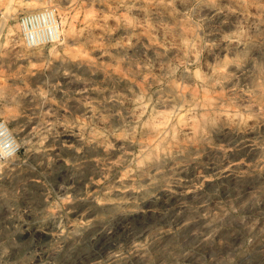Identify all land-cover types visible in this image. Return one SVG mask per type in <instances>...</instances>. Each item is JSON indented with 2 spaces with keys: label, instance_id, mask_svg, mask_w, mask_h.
Listing matches in <instances>:
<instances>
[{
  "label": "clouds",
  "instance_id": "9594fccd",
  "mask_svg": "<svg viewBox=\"0 0 264 264\" xmlns=\"http://www.w3.org/2000/svg\"><path fill=\"white\" fill-rule=\"evenodd\" d=\"M62 2L56 5L61 38L46 53L7 34L0 40V121L20 125L30 137H21L23 142L44 157L41 164L46 160L51 168L62 160L72 170L69 180L82 185L76 196L67 191L52 199L50 189L42 196L35 230L52 239L43 251L21 256V264H62L73 237L98 220L108 222L97 230L112 235L117 221L127 224L140 215L149 189L162 183V190L176 194L184 183L179 173L200 161L204 149L217 147L222 136L258 151L251 171L240 175L264 172V0H229L227 12L238 19L217 33L219 39H210L208 29L212 17L225 11L219 0ZM178 2L190 6L180 9ZM204 8L213 10L212 17ZM198 179L182 194L199 193L213 177L200 171ZM19 195L18 190L0 197L8 201L9 219L29 212ZM237 195L259 208L264 184ZM75 204L81 206L79 218L69 219L68 206ZM162 247L157 259L147 240L129 251L121 245L92 264H124L136 254L151 264L177 259L179 253ZM14 252L3 248L0 262L15 264Z\"/></svg>",
  "mask_w": 264,
  "mask_h": 264
},
{
  "label": "rangeland",
  "instance_id": "374dc122",
  "mask_svg": "<svg viewBox=\"0 0 264 264\" xmlns=\"http://www.w3.org/2000/svg\"><path fill=\"white\" fill-rule=\"evenodd\" d=\"M57 4L60 7L64 6L62 0H0V40L7 34L12 42L16 40L29 50L46 53L61 38V18ZM228 4L229 0H219V6L225 11L223 15L219 13L214 17H212L213 10L203 9V14L212 17L208 24L209 31L213 33L210 39H219L217 33L227 30L231 23L238 19L227 12ZM176 6L184 9L190 5H182L178 2ZM42 11L52 13L58 33L53 41L30 47L23 37L22 20L40 14ZM156 11L153 9V13ZM137 15L142 16V14ZM224 17L229 21L228 25L220 24L222 18L225 20ZM155 18L159 19L158 16L153 15V20H156ZM34 28L37 29L36 26ZM205 57L211 59L207 51ZM19 63L26 64L27 61H19ZM40 78L38 74L35 78H29V82L34 84ZM62 83L65 82L62 80ZM70 104V110L74 111L75 102ZM0 124L6 126L13 142V150L9 154H3L0 150V164L5 165L0 169V197L4 193H16L19 190L20 203L23 204L26 201L29 206V212L24 219L13 216L11 220L7 213L8 201L0 199V252L5 247L15 249V264H21V256L33 249L43 251L52 239L50 236H41L35 230L40 219L38 212L42 196L47 195L48 189L52 192V199L72 189L74 190L71 191L72 194L76 196L81 193L82 185L76 180H69L68 176L72 170L65 168L62 160H57L51 168L47 166L46 160L41 164L40 161L44 160V157L37 156L29 150L30 146L23 140L30 139V137L24 136L20 125L5 121H0ZM48 143L51 145L52 141L49 140ZM216 143L217 147L204 149L201 160L192 164L193 167L189 165L179 173L185 187L179 186L176 194L164 192L162 183L149 189L141 197L140 216L142 218L137 215L138 218L134 217L127 224L117 221L116 231H113L112 235L97 230L108 221L98 220L94 226L95 229H91L92 231L81 230L83 236L73 237L72 248L65 253L62 264H92L93 260L103 259L109 251L121 245L125 251H129L134 243H143L145 240L157 259L164 255L162 247L164 245L179 253L176 260L169 259L167 264H235L237 260H241V264H264V234H262L264 233V203H261L259 208L246 206L237 195L246 192L249 186L264 184V172H255L248 176L239 174L241 169V172L251 171L248 165L255 164L258 151L249 152V148L245 145L235 146V139L223 136ZM220 144L224 149H231V151H221ZM51 155L55 156L56 153H51ZM61 155L71 154L62 152ZM237 160H243L244 163L241 164ZM230 164L233 167L229 169ZM206 170H208L207 173ZM200 171L204 176H215V178L206 181L203 190L199 193L183 195L184 188L192 186L193 183H199L196 176ZM37 180L43 183L38 184ZM45 184L47 189L44 188ZM69 185L73 187L69 188ZM153 192L156 193V197L151 195ZM68 207L73 208L69 219L79 218L78 210L81 206L75 204ZM257 220L259 224L256 223ZM250 238L253 241L252 244H249ZM0 264H11V262L5 261ZM124 264H151V261H145L139 254H136L130 256Z\"/></svg>",
  "mask_w": 264,
  "mask_h": 264
},
{
  "label": "built area",
  "instance_id": "2783aa9c",
  "mask_svg": "<svg viewBox=\"0 0 264 264\" xmlns=\"http://www.w3.org/2000/svg\"><path fill=\"white\" fill-rule=\"evenodd\" d=\"M39 15L42 13L22 20L23 37L25 43L30 47H36L54 39L50 30L51 24L46 23L42 17H38ZM0 150L3 154H9L13 150V142L4 124H0Z\"/></svg>",
  "mask_w": 264,
  "mask_h": 264
},
{
  "label": "bare ground",
  "instance_id": "6f19581e",
  "mask_svg": "<svg viewBox=\"0 0 264 264\" xmlns=\"http://www.w3.org/2000/svg\"><path fill=\"white\" fill-rule=\"evenodd\" d=\"M211 11V10H210ZM44 12H45V10H44ZM42 13V15H39L38 17H42L43 19H45V21H46V23H48V24H51V27H50V30L52 31V38H56V36H57V33H58V31H57V28H56V25H55V22H54V19H53V17H52V13L50 12H48V13H43V11L41 12ZM223 12H221V14H222ZM227 13V12H226ZM223 15V14H222ZM226 15V14H225ZM155 16V15H154ZM230 17H232L231 15H229ZM218 18H219V16H218ZM156 19V18H155ZM224 19H225V17H224ZM157 20V19H156ZM222 20H223V18H222ZM23 26L25 27V24H23ZM213 34V33H212ZM11 36V35H10ZM213 36V35H212ZM217 37V36H216ZM14 39H15V37H14ZM13 39V40H14ZM15 42H16V40H15ZM150 55V54H149ZM73 103V102H72ZM71 105V104H70ZM74 105V104H73ZM72 105V106H73ZM76 107V106H75ZM236 146V145H235ZM241 145H239V147H240ZM243 149H244V147H243ZM242 150V149H241ZM234 151V150H233ZM239 151V150H238ZM254 151V150H253ZM236 152V151H235ZM247 152V151H246ZM249 152H250V150H249ZM257 152V151H256ZM238 153V152H237ZM226 154V153H225ZM231 155V154H230ZM249 155V154H248ZM257 155V154H256ZM251 156V155H250ZM229 157V156H228ZM243 157H245V156H243ZM247 157V156H246ZM239 158V157H238ZM245 159V158H244ZM250 160V159H249ZM238 162H239V160H237ZM218 162V161H217ZM221 162V161H220ZM219 162V163H220ZM226 162V161H225ZM235 162V161H234ZM247 162V161H246ZM203 163V162H202ZM211 163V162H210ZM222 163V162H221ZM230 163V162H229ZM218 164V163H217ZM224 164V163H223ZM194 165V164H193ZM193 165H192V167H193ZM211 165V164H210ZM225 165V164H224ZM211 166H213V165H211ZM226 166H227V164H226ZM221 167V166H220ZM223 167H225V166H223ZM216 168V167H215ZM199 169V168H198ZM201 169V168H200ZM210 169V168H209ZM208 169V170H209ZM213 169V168H212ZM236 169V168H235ZM238 169V168H237ZM205 170V169H204ZM208 170H206V173L208 172ZM217 170H219V169H217ZM216 170V171H217ZM214 171V170H213ZM231 171V170H230ZM241 171H242V169H241ZM241 171H240V173H241ZM226 172V171H225ZM234 172V171H233ZM213 173V172H212ZM239 173V174H240ZM195 174V173H194ZM209 174V173H208ZM217 175V174H216ZM224 175H226V173L224 174ZM220 176V175H219ZM196 177H198V176H196ZM214 178H215V176H213ZM220 178V177H219ZM216 179H217V177H216ZM199 181V180H198ZM79 183V182H78ZM186 183V182H185ZM234 183V182H233ZM184 184V183H183ZM222 184V183H221ZM80 185V184H79ZM188 185H189V183H188ZM223 185H224V183H223ZM187 186V185H186ZM191 186V185H190ZM82 187V186H81ZM183 187H185L184 185H183ZM188 187V186H187ZM76 189V188H75ZM78 189V188H77ZM180 189V188H179ZM73 190V189H72ZM71 190V191H72ZM178 190V189H177ZM182 190V189H181ZM74 191V190H73ZM182 191H184V190H182ZM181 191V192H182ZM159 192V191H158ZM165 192V191H164ZM167 192V191H166ZM178 192V191H177ZM179 193V192H178ZM77 194V193H76ZM162 194V193H161ZM159 195V194H158ZM166 196H168V195H166ZM171 196V195H170ZM156 197V196H155ZM162 197H164V196H162ZM184 197V196H183ZM154 198V197H153ZM174 198H176V197H174ZM179 198V197H178ZM181 198V197H180ZM151 199V198H150ZM163 199V198H162ZM168 199V198H167ZM173 199V198H172ZM185 199H186V197H185ZM156 200H157V198H156ZM155 200V201H156ZM169 200H171V199H169ZM174 200V199H173ZM182 201H183V199H182ZM168 202V201H167ZM148 203V202H147ZM177 203V202H176ZM79 205V204H78ZM31 206V205H30ZM146 206V205H145ZM152 206V205H151ZM174 206H176V205H174ZM145 208V207H144ZM148 208H150V207H148ZM152 208V207H151ZM181 208V207H180ZM184 208V207H183ZM73 209V208H72ZM142 209H143V207H142ZM36 211H37V209H36ZM75 212V211H74ZM145 213V212H144ZM35 214V213H34ZM37 214V213H36ZM149 214H150V212H149ZM32 215V214H31ZM33 216V215H32ZM70 216V215H69ZM140 216V215H139ZM147 216H148V214H147ZM73 217V216H72ZM136 217V216H135ZM70 218V217H69ZM137 218H138V216H137ZM140 218H142L141 216H140ZM12 220V219H11ZM19 222V221H18ZM17 222V223H18ZM117 226V225H116ZM102 227V226H101ZM126 227V226H125ZM94 228V227H93ZM95 229V228H94ZM163 229V228H162ZM92 231V230H91ZM114 231H116V230H114ZM163 231V230H162ZM117 233V232H116ZM113 234V233H112ZM83 236V235H82ZM87 236H88V234H87ZM102 237V236H101ZM99 238V237H98ZM103 239V238H102ZM88 240V239H87ZM97 241V240H96ZM73 242V241H72ZM88 242V241H87ZM80 244V243H79ZM89 244V243H88ZM83 248V247H82ZM79 250V249H78ZM80 257V256H79ZM72 258V257H71ZM65 263V262H64ZM78 263V262H77ZM80 263V262H79ZM73 264V263H72Z\"/></svg>",
  "mask_w": 264,
  "mask_h": 264
}]
</instances>
